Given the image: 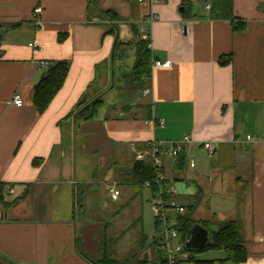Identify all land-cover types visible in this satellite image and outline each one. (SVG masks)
I'll return each mask as SVG.
<instances>
[{
    "label": "crops",
    "instance_id": "1",
    "mask_svg": "<svg viewBox=\"0 0 264 264\" xmlns=\"http://www.w3.org/2000/svg\"><path fill=\"white\" fill-rule=\"evenodd\" d=\"M211 1L0 0V264H97L105 234L117 239L118 258L144 236L139 253L157 264L160 231L131 234L144 221V206L153 207L151 190L131 173L130 145L166 149L185 136L191 143L181 162L163 159L171 199L209 241L234 223L247 254L241 264H264V0H231L232 16L245 23L240 32H232L228 7L218 16ZM142 30L151 63L140 87L132 69ZM34 40L38 49L28 46ZM227 55L231 63L220 66ZM155 60L172 65L155 68ZM57 61L69 63L67 76L38 114L31 96L45 72L41 63ZM15 93L21 107L10 104ZM95 99V116L76 119ZM122 214L135 222L118 223ZM127 235L133 242L119 251ZM217 251L220 258L194 257L226 258Z\"/></svg>",
    "mask_w": 264,
    "mask_h": 264
},
{
    "label": "trees",
    "instance_id": "2",
    "mask_svg": "<svg viewBox=\"0 0 264 264\" xmlns=\"http://www.w3.org/2000/svg\"><path fill=\"white\" fill-rule=\"evenodd\" d=\"M89 1L92 2V0ZM222 6H227L229 9L228 12H230V14L228 16L231 23L232 32L243 31L245 28V23L242 20L232 16L231 0L211 1L210 10L218 11L219 13L216 15L223 17L225 16V11L221 8ZM104 16L108 20L114 19L112 13H104ZM57 40L59 42L62 41L60 35L58 36ZM148 44L149 40H141L136 43L137 52L132 69V79L140 87H143L145 82L149 79L151 56L147 47ZM115 49L119 51V56L124 55L125 51H120V47L115 46ZM217 63L220 66L230 64L231 55L221 56ZM68 70L69 63L67 61L49 63L48 68L45 69V72L32 89L31 102L33 108L38 114H42L47 109L55 95L61 89ZM99 104L100 101L98 99L93 100L78 110L75 118L82 121L91 120L95 116ZM131 173L139 187H142L143 183L147 181L150 183V189L152 192L157 190V186L155 184L157 173L149 162L135 161L131 167ZM2 191L3 185L0 184V204L5 207V205L2 203ZM194 225L195 223H193L186 214L178 218L176 229L179 233L181 241L185 242L189 240L190 230ZM144 241L145 237L143 236L132 249V251H130L127 255L118 258L114 256V245L116 244L117 239L108 237L105 234L103 237L102 256L97 264H149V260L147 259L146 255L141 256L139 253ZM210 242L211 244L209 246L199 250L185 249V251L189 254L186 262L188 264H241L246 261L247 254L244 248L237 241L236 227L234 223L229 222L216 232L211 233ZM206 250H223L227 256L225 259L218 261L195 259V254L202 253ZM157 264H168L166 256L163 252L158 253ZM177 264H181V262H178Z\"/></svg>",
    "mask_w": 264,
    "mask_h": 264
},
{
    "label": "built area",
    "instance_id": "3",
    "mask_svg": "<svg viewBox=\"0 0 264 264\" xmlns=\"http://www.w3.org/2000/svg\"><path fill=\"white\" fill-rule=\"evenodd\" d=\"M139 3L142 2H148V3H154L157 0H136ZM207 9L209 6L206 7ZM35 14L41 13V8H37L34 10ZM153 19V18H152ZM155 19V17H154ZM145 30H142V39L148 40L146 37V33H144ZM28 46L31 49H38L39 44L38 41L34 40L31 43L28 44ZM148 49L150 48V44H148ZM172 65L171 61H158L155 60L152 62V67L155 68H170ZM41 67L43 69L48 68V64L43 62L41 63ZM148 89H144L141 93V96L137 97L136 101L138 102L142 96H145L148 94ZM10 104H12L15 107H21L22 105V98L19 93H15L12 96V99L10 101ZM158 126L163 125V121L157 122ZM248 141H253L252 138L247 137ZM191 143V139L189 136L183 137L180 141H177L175 143H172L168 148L162 149L157 143H149L146 147L143 149L136 148L135 145H130V150L134 155V161L136 162H149L152 166V168L157 173V177L155 179V184L157 186V190L153 192L152 199H151V205L153 207V211L155 214V222L156 224L162 225V231H160L159 235L154 238L155 243L157 244L158 249L163 252L166 256L167 263L168 264H177L178 262H181V260L187 259L189 254L185 251L184 244L185 242L180 240L179 233L176 229V223L172 227H168V218H167V212L174 211L176 217L183 216L185 214L184 207L180 206L179 204L175 203L171 199V195L173 194V188H166L164 186V175H163V169H164V163L163 159L165 157L171 158L173 160L178 159L180 152L185 144ZM203 148L207 152L209 156H213L216 148L211 142L203 143ZM190 167H193V163L190 162ZM143 186L146 188H150L149 182H144ZM108 193L110 195V198L112 200H116L117 196L115 193L114 187H111L108 190ZM182 264V263H181Z\"/></svg>",
    "mask_w": 264,
    "mask_h": 264
},
{
    "label": "rangeland",
    "instance_id": "4",
    "mask_svg": "<svg viewBox=\"0 0 264 264\" xmlns=\"http://www.w3.org/2000/svg\"><path fill=\"white\" fill-rule=\"evenodd\" d=\"M137 42H139V41H137ZM148 189H150V188H148ZM151 190V189H150ZM116 192H118L117 190H116ZM152 194H153V192L151 191V197H150V203H151V199H152ZM149 195H150V193H149V191H145V193H144V197H143V203H145V200H146V197H149ZM133 207H136L135 205H133V206H131V208H133ZM151 207H152V205H151ZM130 208V209H131ZM129 212V211H128ZM131 215H128V218L130 217V216H132L133 218L136 216L135 214V212L134 211H132V212H129ZM143 214H144V216H143V220L144 221H142L141 223L138 221V223H136L135 222V220L133 221V220H131V219H127V216L126 215H121L120 217H118L117 218V222L118 223H120L121 224V221H125V222H127V225H129V224H131V223H133V222H135V225L136 226H133V228H132V232H131V234H140L139 233V231L140 232H142V233H148L147 234V236L148 237H155L157 234H159V233H154V231H162V225H160V224H156V222H155V219H154V217H155V214H154V211H152V210H150V206L149 205H145L144 206V212H143ZM170 216H176L175 215V213H174V211H170V212H167V218H168V227H172V226H174L175 225V217L171 220V219H169V217ZM174 220V221H173ZM116 221H115V223H116ZM107 222H109L110 224H111V221H107ZM117 223V224H118ZM138 224V225H137ZM155 224L157 225V227L155 226ZM133 242V238H131V236L130 235H127L125 238H123V240L121 241V243H120V249H119V251L121 250H126L127 249V247L131 244ZM221 255L222 254H220V252L219 251H217V250H206V251H204V252H202V253H199V254H195V256H196V258H198V259H208V258H220L221 257ZM220 256V257H219Z\"/></svg>",
    "mask_w": 264,
    "mask_h": 264
},
{
    "label": "water",
    "instance_id": "5",
    "mask_svg": "<svg viewBox=\"0 0 264 264\" xmlns=\"http://www.w3.org/2000/svg\"><path fill=\"white\" fill-rule=\"evenodd\" d=\"M177 161L181 162V156ZM210 245L209 233L200 225L195 224L190 230V238L184 244L185 249L199 250Z\"/></svg>",
    "mask_w": 264,
    "mask_h": 264
}]
</instances>
